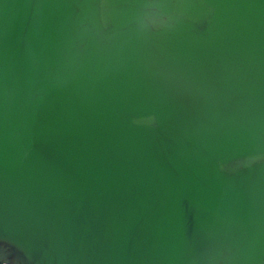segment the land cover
Segmentation results:
<instances>
[{
  "label": "water",
  "instance_id": "water-1",
  "mask_svg": "<svg viewBox=\"0 0 264 264\" xmlns=\"http://www.w3.org/2000/svg\"><path fill=\"white\" fill-rule=\"evenodd\" d=\"M0 264H264V0H0Z\"/></svg>",
  "mask_w": 264,
  "mask_h": 264
}]
</instances>
